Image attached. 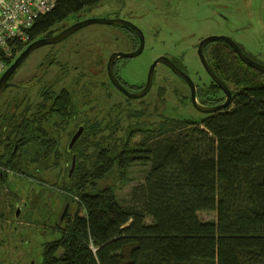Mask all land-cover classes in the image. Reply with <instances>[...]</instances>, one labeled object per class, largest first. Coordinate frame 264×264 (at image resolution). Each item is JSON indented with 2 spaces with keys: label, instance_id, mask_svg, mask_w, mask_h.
<instances>
[{
  "label": "trees",
  "instance_id": "16d2710c",
  "mask_svg": "<svg viewBox=\"0 0 264 264\" xmlns=\"http://www.w3.org/2000/svg\"><path fill=\"white\" fill-rule=\"evenodd\" d=\"M101 1L59 0L35 21L30 41L19 44L16 57L72 14ZM205 54L233 92L230 106L207 113L200 121L169 118L159 132L144 135L135 144L133 133L141 128L129 127L118 135V127L136 100L128 98L125 111L112 104L104 116L98 114L97 121L86 123L73 148L75 170L64 185L76 197L77 209L61 227V237L46 244L41 264H264V73L244 65L222 40L207 44ZM87 74L86 84L81 85L79 74L71 88L58 90L59 82L45 83L34 114H29L33 107L26 93L16 92L0 108V159L20 160L26 150L21 141H36L37 128L44 127L45 119L52 117L53 125L59 118L71 121L77 89H93L94 76ZM216 88L213 81L201 87L204 103L210 98L204 91ZM43 108H49L45 114ZM131 110L135 116L143 115L141 108ZM42 133L50 154L55 138L48 129ZM16 145L21 151L13 155ZM44 148L32 155L37 157ZM140 160L150 169L145 181L132 189L129 205L121 203L110 187L96 188L95 176L102 178L115 168L123 171ZM17 164L0 161V170L4 165L22 173ZM201 211H216L217 219L204 221Z\"/></svg>",
  "mask_w": 264,
  "mask_h": 264
},
{
  "label": "rangeland",
  "instance_id": "374dc122",
  "mask_svg": "<svg viewBox=\"0 0 264 264\" xmlns=\"http://www.w3.org/2000/svg\"><path fill=\"white\" fill-rule=\"evenodd\" d=\"M92 17L122 18L142 29L145 35V47L142 53L136 57L122 58L117 63V72L132 90L146 82L151 65L160 56L171 58L199 86L210 85L212 83L209 80L210 76L198 55L199 43L210 35H225L232 38L249 57L264 65V0H102L99 6L72 14L63 24L71 25L74 20ZM134 33L127 26L94 23L81 28L65 45H47L34 50L10 79L19 86L13 85L14 87L10 86L5 90L0 97V108L2 109L4 104L9 103L10 98L20 91L25 92L26 97L30 99L28 103H32L33 110L29 114L33 111V114L37 112L39 108L37 102L42 97L40 87H44L47 81L50 82L52 75L56 72L58 74L60 70V67L54 65L45 80L36 79L45 73L47 64L53 58V51L56 52L58 61L68 60L67 62L71 65L68 77L64 69L60 74L64 80L58 83V90L60 87L71 88L72 81L76 79L75 71L77 70L72 68L76 62V54L73 49L67 47L76 43L75 40L78 37H84L86 45L95 47L96 68L90 76H94L92 86L99 90L105 76L98 68L104 64V58L113 52L127 53L136 50L140 43ZM62 48H64V53H62ZM242 68L245 69L244 66ZM241 71L246 72V70ZM247 72L252 76L250 69ZM154 77L153 87L149 94L142 100L133 101L128 105L133 110L141 108L143 115L141 113V117L135 116L128 108L119 121L118 135L126 134L129 127L141 128L133 133L131 144L138 143L144 135L159 132L169 118L200 121L207 114L194 108L189 100L188 85L165 64H157ZM88 81L89 76L81 81V85ZM35 85L38 86L35 87ZM160 88L165 89L163 96L159 94ZM76 95H73L74 101L77 100ZM120 95H114L111 104L121 100L122 94ZM218 95L225 97V94L221 92ZM25 102L23 106L27 104ZM109 104L106 98L99 103L101 107ZM65 127L63 125V131H59L62 139V144L59 146L61 154L59 166L37 172L28 171L27 177L12 175L11 182L21 184L22 188H28V186L37 190L46 188L60 193L62 188L59 185L62 178L60 173L62 172L65 176L70 166L66 146L69 145L68 138L72 130L66 131ZM71 128H75L74 124ZM55 131L56 128L52 132ZM52 136H55V133ZM92 150L93 147L90 152ZM51 165L55 166L56 163L53 161ZM115 169V172L107 173L102 178L95 176L96 188L110 187L121 203L129 205L132 202V189L145 181L150 164L140 160L131 163L123 171ZM99 172L102 171L99 170ZM64 179L66 183L67 177ZM76 184L77 181L75 186ZM63 190L67 192L65 186ZM56 203L62 206V202L53 200L50 206L45 207L43 212L41 211V216L47 214L49 207ZM76 209L77 204L72 206V215ZM199 216L204 221H215L217 212L201 211ZM18 227L20 231L17 237L0 232V264H24V259L26 263L35 260L36 264H41L45 245L59 239L62 235L61 229L54 227V217L51 216L50 219H46L45 226L42 228L26 224H20Z\"/></svg>",
  "mask_w": 264,
  "mask_h": 264
},
{
  "label": "flooded vegetation",
  "instance_id": "af4514ba",
  "mask_svg": "<svg viewBox=\"0 0 264 264\" xmlns=\"http://www.w3.org/2000/svg\"><path fill=\"white\" fill-rule=\"evenodd\" d=\"M79 20H81V19L74 20L71 24H74L75 22H77ZM69 25L70 24H68L67 26H69ZM79 30L72 33L71 35L66 37L64 40H62L61 42H59L57 44H50L49 46H57L59 44L65 45L67 43V41H69L73 35H75L79 32ZM59 31H54L51 35H54V34L58 33ZM134 34L139 39L136 32ZM85 40L86 39L84 37H78L75 40L76 43H73L71 46L67 47L68 49H73V52L76 54V60H75L76 62L74 64L75 67L73 66L72 68L77 70V71H75L76 72L75 77L79 78V74H82V78L80 79V81H82L83 79H85L87 77V76H85V75H87V73L91 74L94 71V69L96 68L95 67V63H96L95 55H96V53L94 50L95 47H90L89 45H86ZM71 41H74V40H71ZM139 43H140V40H139ZM45 46H47V45H45ZM51 50H53V49H51ZM62 53H64V48H62ZM49 55H50V53H49ZM111 55L104 58V60H103L104 64L100 68H98V69H100L101 74H103L105 76V78L103 77V79L101 81L102 84L100 85V89L97 90V87H95V86L93 87V89H90V90H85L84 87L83 88L80 87L81 89H79L78 92H75L74 95H76V93H78V94L76 95L77 100L74 101V104H75L74 110H73L74 111V117L71 121L62 122L63 120L61 118H59L56 122V125H53L54 121L52 120V117L45 119L44 122L42 123V125L44 127H38L37 128L38 130L36 131V136H37L36 141L35 140H29L28 138L24 141H21V142H25V143H23L22 147L26 146V150L24 153H22L23 155H21L20 160H19V158L17 160L16 159L11 160L12 158H10L9 160H6L5 158H4V160L0 159L1 162H4L6 164H10L13 167H17L15 165V163H18L17 164L18 168L22 169V173H21V172L15 171L12 168L5 167L3 165V169L0 170V232H3L6 235H11V236L17 237L18 233L20 231V229L18 227L20 224L21 225H24V224L34 225L37 228H42L43 226H45L46 219L47 218L50 219V216L54 217V227L61 229V227H63L66 224V222L70 219V217L72 216V206L74 207V205L76 204V197L68 191L65 192L63 189H64V185H65L64 177H67V175L70 173V170L72 167L73 155L76 154L75 152H73L74 147L70 150L68 148L69 145L66 146V149L69 152V154H67V155H68V159L70 160V166H69L65 176H64V174H62V172L60 173L62 176V178L60 177L61 182L59 184L62 186L60 193L54 192L53 190L46 189V188H41L40 190H37V189L32 188L30 186H28V188L27 187L22 188L21 184H16V182H11V178H12V175H21V176L27 177L28 171L37 172V171H42L43 169L47 170V169H52L54 167L59 166L58 163H59V159L61 157V154L59 152V146H60V144H62V139L60 137L59 131L60 130L63 131V125L66 126L64 128V130H66V131L72 130L73 131V132L71 131V134H69L68 139H69V143H70L71 138L77 132V130L80 128V126H83L84 131H85L88 127V124H86V123L93 124L95 121H97L96 116L98 114H102L104 116L106 113V110L109 108L110 105L116 104L117 108L120 107L121 109H123L125 111L127 108V99L128 98L139 101L145 97V96L142 98L128 97L125 93H123L121 90H119L113 84V82L111 81V78L109 76V71H108V63H109ZM52 57L53 58H51L50 62L46 66V71L43 74V76H39L36 79L45 80V78L48 77V73L50 72L51 68L55 65V66L60 67V70H59L58 74L56 72L54 75H52L53 77L49 80L50 82L47 81L46 83L52 82V83L57 84V82H60L63 78L60 75L62 73L63 69L66 71L67 77L69 76L70 71H71V68H70L71 65L67 62L68 60H66V61L59 60L58 61L57 60L58 56H56L55 51L52 52ZM122 58H127V57L119 56L115 59V63H114V72H115V75L118 78L119 82L122 85H124L128 90H130L132 92H138V91L142 90L144 88V86L146 85V82L144 84H142L141 86H138L135 90H132V89H129L128 84H126V82L124 80H122L121 76L117 72V67H118L117 63ZM167 67L170 70H172L169 66H167ZM178 67L181 68L180 66H178ZM177 77H179L184 83H186L188 85V83L185 80H183L180 76L177 75ZM57 79H59V81ZM209 80L211 82L213 81L211 76H210ZM155 82H156V80H155ZM195 85H196L197 100L201 104L214 106V105H218V104L224 102L226 99L225 92L217 84L218 89L216 88L215 91H210V90L204 91V92H210V93H208V95L210 96L209 103H204L202 101V95H201L202 89H201V87H203V86L208 87L209 85L199 86V84H196V82H195ZM188 87L190 90V99L189 100H190V103H192V105L194 106V104L191 100V88L189 85H188ZM162 90H164V89L160 88L159 94ZM117 92H119V93H117ZM149 92L147 93V95L149 94ZM220 92L222 94H225V97H220L218 95ZM120 94H122V99L111 104L114 95L119 96ZM101 97H104V98L101 99ZM105 98L107 99V103H110V104L107 105L106 107H101L99 105V103L102 100H104ZM194 108L197 109L195 106H194ZM48 109L49 108H43L42 109L43 111L41 110L42 114H45ZM77 112H78V114H77ZM78 117H79L80 122L78 121ZM82 117H83V119L80 120ZM73 124H74L75 128L72 129L71 126ZM59 126H62V127H59ZM54 128H56V131L52 132ZM45 129H48L50 131L51 135L53 133H55V136H53V138H55V140L52 142L54 149H53V151L50 152V154H47L48 150L46 148H44L45 146L43 145V143H45V140L42 139V135H44V134H42V131H45ZM28 140H29V142H28ZM17 144H20V142L19 143L17 142ZM39 147H43L44 149H42L39 152L37 157H34L32 154ZM20 148L21 147H19L18 145L13 146L11 153L14 155L16 151L17 152L21 151ZM21 160H22V163L19 164V162ZM53 161L56 163L55 166L51 165V162L53 163ZM30 169H32V170H30ZM10 184H12V185H10ZM53 200H57L59 202H62V206L59 205L58 203H56L54 206L49 207V209H48L49 212L47 214L41 216V214H42L41 211L43 212L45 207L50 206ZM35 214H37L38 216H36ZM73 214H74V212H73ZM44 250H45V247H44ZM43 254H44V251H43ZM23 263L24 264H36V261L30 260L28 263H26V261L24 259Z\"/></svg>",
  "mask_w": 264,
  "mask_h": 264
},
{
  "label": "water",
  "instance_id": "95a60500",
  "mask_svg": "<svg viewBox=\"0 0 264 264\" xmlns=\"http://www.w3.org/2000/svg\"><path fill=\"white\" fill-rule=\"evenodd\" d=\"M94 23H102V24H119L123 26H127L134 30L136 34L139 37L140 44L139 47L132 52H114L109 60L108 63V71H109V76L111 78V81L113 84L121 90L123 93H125L128 97L131 98H142L147 95V93L150 91V89L153 86L154 82V75H155V70L156 66L159 63H164L167 66H169L178 76H180L183 80H185L188 85L191 88V100L194 104V106L201 112L203 113H214L219 110H222L224 108H227L230 106L232 102V90L229 88V86L217 75V73L213 70L206 54H205V46L214 41L222 40L227 42L237 53V55L240 57V59L247 64L248 66L259 70L260 72L264 73V65L257 62L256 60L252 59L249 57L241 48V46L232 38L225 36V35H210L207 36L206 38H203L201 42L198 45V55L200 57V60L206 69L207 73L211 76L213 81L219 85V87L225 92L226 94V99L224 102L218 104V105H205L201 104L197 100V94H196V85L193 79L185 72L183 69L179 68L175 62L167 57V56H160L157 58L154 63L151 65L149 72H148V77L146 81V85L144 88L138 92H132L128 90L124 85H122L118 78L115 75L114 72V63L115 59L119 56L122 57H136L139 54L142 53L145 47V35L142 31L141 28H139L136 24H134L131 21H128L126 19L122 18H104V17H92V18H86L83 20H79L75 22L74 24H71L67 26V24H62L56 29L51 30L47 35L41 36L40 38H37L36 40L32 41L30 44L27 45V47L14 59V61L8 66V68L3 72V74L0 76V97L3 95L4 91L13 85H17L16 83L12 82L10 79L12 76L15 74L16 70L23 64L25 59L36 49L45 46V45H50V44H57L64 40L66 37L71 35L72 33L76 32L77 30L88 26L90 24ZM66 26V27H65ZM60 30V31H59ZM54 31H59L58 33L51 35ZM84 131V127L80 126V128L77 130V132L73 135V137L70 140L69 143V149L71 150L75 143L78 141L80 136L82 135ZM76 161H77V155H73L72 159V167L70 170L69 175L71 176L72 173L75 170L76 167Z\"/></svg>",
  "mask_w": 264,
  "mask_h": 264
},
{
  "label": "built area",
  "instance_id": "2783aa9c",
  "mask_svg": "<svg viewBox=\"0 0 264 264\" xmlns=\"http://www.w3.org/2000/svg\"><path fill=\"white\" fill-rule=\"evenodd\" d=\"M59 0H0V74L14 61L19 44L30 41L29 30Z\"/></svg>",
  "mask_w": 264,
  "mask_h": 264
},
{
  "label": "clouds",
  "instance_id": "9594fccd",
  "mask_svg": "<svg viewBox=\"0 0 264 264\" xmlns=\"http://www.w3.org/2000/svg\"><path fill=\"white\" fill-rule=\"evenodd\" d=\"M8 68V67H7Z\"/></svg>",
  "mask_w": 264,
  "mask_h": 264
}]
</instances>
